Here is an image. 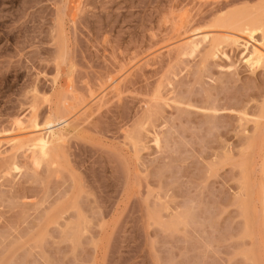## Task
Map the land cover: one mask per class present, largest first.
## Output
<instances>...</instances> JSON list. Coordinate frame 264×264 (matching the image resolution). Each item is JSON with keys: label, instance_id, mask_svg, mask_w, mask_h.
<instances>
[{"label": "rangeland", "instance_id": "374dc122", "mask_svg": "<svg viewBox=\"0 0 264 264\" xmlns=\"http://www.w3.org/2000/svg\"><path fill=\"white\" fill-rule=\"evenodd\" d=\"M262 24L264 0H0V264H264Z\"/></svg>", "mask_w": 264, "mask_h": 264}, {"label": "bare ground", "instance_id": "6f19581e", "mask_svg": "<svg viewBox=\"0 0 264 264\" xmlns=\"http://www.w3.org/2000/svg\"><path fill=\"white\" fill-rule=\"evenodd\" d=\"M248 21H246V23H247ZM250 23L251 22H253V21H249ZM255 22V21H254ZM245 22H244V26H243V28H242V32H244L245 30L247 31V40H245V41H243V43H242V45L241 46H243L245 49H247V47H248V44H250L249 43V40H253L254 39V34H255V31H256V28L257 27H255V28H252L251 26H249L248 24H246ZM249 23V24H250ZM247 25V26H246ZM261 25V24H260ZM262 25H264V24H262ZM244 27L246 28V29H244ZM259 27V26H258ZM261 27V26H260ZM261 29V28H260ZM262 30V29H261ZM263 32V39H264V30H262ZM257 35V34H256ZM238 36V35H237ZM209 37V35H207V34H205V35H202V36H200V37H192L190 40H188L187 42H186V45L187 46H189V48H191V50H192V52H193V50L195 49V48H197L198 47V44H199V42L200 41H203V40H205L206 41V39ZM199 38V39H198ZM236 38V37H235ZM209 39H213V37H211V38H209ZM209 39H208V41H209ZM232 43H235V44H237V45H240L239 43V40L238 39H234V42H232ZM211 44V43H210ZM215 47V46H214ZM220 47V46H219ZM249 53L247 54L248 56H247V58L245 59V62H247L248 64H249V66H251V67H253V66H256L257 64H259L260 62L262 63V61H264V50L262 51L261 49H259V48H257V47H253V49L251 50V51H248ZM264 67V66H263ZM64 122H67V121H65L64 120ZM36 123V122H35ZM53 122L52 121H49L47 124H48V126H49V124H52ZM47 124H46V127H47ZM51 126V125H50ZM49 126V127H50ZM48 128V127H47ZM51 128V127H50ZM33 129H35V130H33V131H35L34 132V134H33V131H32V133L31 134H33L34 136H31L33 139L31 140V137H30V141L32 142L31 143V147H33V148H35V149H37L38 150V154H40V156H42V157H46V156H51L50 154L52 153V149L50 148V145H51V140H50V138H52V137H50L49 136V134H51L52 136H53V132H52V130H49V133H48V135H45L44 133H42L41 131H39L40 130V128H38V124H34V128ZM61 129V128H60ZM55 130V129H54ZM56 131H58V130H56ZM48 132V131H47ZM59 132V131H58ZM36 134V135H35ZM11 141H13L12 139H10L9 141H8V143H11ZM54 141V140H53ZM56 141V140H55ZM250 142V141H249ZM251 142H253V141H251ZM12 145V144H11ZM34 160H35V162L36 163H38L37 162V158H34ZM35 163V164H36ZM17 168V167H16Z\"/></svg>", "mask_w": 264, "mask_h": 264}]
</instances>
